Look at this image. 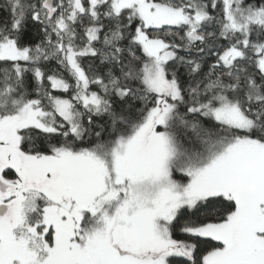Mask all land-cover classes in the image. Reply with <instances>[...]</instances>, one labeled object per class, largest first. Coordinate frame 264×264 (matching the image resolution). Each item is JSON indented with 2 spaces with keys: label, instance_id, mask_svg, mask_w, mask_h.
I'll return each mask as SVG.
<instances>
[{
  "label": "trees",
  "instance_id": "1",
  "mask_svg": "<svg viewBox=\"0 0 264 264\" xmlns=\"http://www.w3.org/2000/svg\"><path fill=\"white\" fill-rule=\"evenodd\" d=\"M55 1L62 6L49 20L43 8L45 0H0V43L11 40L29 52L28 59H0V117L35 102L46 113L42 119L53 128L19 130V150L25 155L55 157L61 151H91L112 163L148 123L162 117L164 121L153 130L166 139L165 167L172 173L207 165L240 138L264 142V72L259 66L262 24L256 23L248 32L229 30L224 0H154L190 17L203 6L207 17L192 32L184 24L145 28L131 9L115 13L110 0L98 3L94 12L85 0L86 9L76 13L72 0ZM242 3L252 9L264 8V0ZM138 28L150 39L164 43L159 59L149 56L135 40ZM91 32L96 36L91 37ZM192 33L196 36L191 37ZM235 47L242 55L224 60L225 53ZM70 50L87 76V89L67 62ZM54 80L68 87H54ZM81 91L98 96L101 105L83 106ZM66 100L78 119L76 127L55 108V101ZM227 105L239 107L253 127L245 130L217 121L212 111ZM3 175L8 180L17 178L11 169ZM236 175L244 178L225 185L230 198L212 195L194 207L179 209L170 225L169 244L155 260L214 264L210 254L218 252L223 257L224 245L186 230L227 220L237 209L239 198L264 183H251L250 170ZM34 218L28 226L40 221V217ZM120 218H115L116 223ZM121 247L131 251L127 244Z\"/></svg>",
  "mask_w": 264,
  "mask_h": 264
},
{
  "label": "rangeland",
  "instance_id": "2",
  "mask_svg": "<svg viewBox=\"0 0 264 264\" xmlns=\"http://www.w3.org/2000/svg\"><path fill=\"white\" fill-rule=\"evenodd\" d=\"M104 1L89 0L90 10L94 12V7ZM110 1L115 13L131 9L145 28L184 24L192 32L207 17L203 6L190 17L154 0ZM84 2L72 0L75 13L86 9ZM224 4L229 30L248 32L256 23L264 27V8L245 7L242 0H224ZM59 6L60 2L55 8ZM138 29L135 40L149 56L159 59L165 51L164 43ZM90 36H96V32ZM260 48L259 66L264 72V44ZM28 54L11 40L0 43V59H28ZM241 55L235 47L223 57L231 61ZM67 62L87 89V76L72 50L67 53ZM54 87L66 90L68 86L54 80ZM79 98L83 106L101 105V99L92 93L81 91ZM70 106L67 100L55 101L59 114L76 127L78 119ZM19 110L0 117V178L7 169L17 174L16 180H5L11 185L10 192L6 196L0 193V202L9 198L11 207L0 220V264H128L124 263L127 258L133 264H151L154 255L169 244L170 225L180 208L194 207L212 195L230 198L225 185L243 179V175H236L241 170H250L251 183L264 180V142L247 138L229 143L207 165L187 173L173 171L175 175L165 167L166 139L153 130L164 117L148 123L112 163L91 151L28 156L19 150V130L53 128L42 119L46 113L35 102L25 103ZM212 112L217 121L232 127L250 130L254 125L235 105L217 107ZM40 207H44L41 213ZM116 211L122 216L119 224ZM33 216L40 221L28 226ZM227 218L186 231L224 245V258L218 252L209 255L214 264H264V183L242 195L237 209ZM112 239L130 246V253L114 255L103 249Z\"/></svg>",
  "mask_w": 264,
  "mask_h": 264
},
{
  "label": "water",
  "instance_id": "3",
  "mask_svg": "<svg viewBox=\"0 0 264 264\" xmlns=\"http://www.w3.org/2000/svg\"><path fill=\"white\" fill-rule=\"evenodd\" d=\"M45 1L46 2L44 3L43 8L46 10L49 20H52L58 14L59 11L55 8V1L54 0H45ZM195 36H196V34L192 33L191 37H195ZM173 90H174V88L172 89V91ZM8 189H9V185L0 179V192L2 194H5ZM8 209H9L8 206L0 205V217L7 214ZM118 253L121 255H124V256L128 254V253L121 252L120 250ZM115 255H117V253ZM157 255L158 254H156L154 256H157ZM159 260H160V258L157 260L154 259L151 264L159 263Z\"/></svg>",
  "mask_w": 264,
  "mask_h": 264
},
{
  "label": "flooded vegetation",
  "instance_id": "4",
  "mask_svg": "<svg viewBox=\"0 0 264 264\" xmlns=\"http://www.w3.org/2000/svg\"><path fill=\"white\" fill-rule=\"evenodd\" d=\"M168 91V90H167ZM168 93V92H167ZM5 173V172H4ZM3 173V174H4ZM2 181H4V182H6L5 180H7L8 181V179L6 178V177H1L0 178ZM7 183V182H6ZM8 185H9V189L7 190V192L5 193V194H2L3 196H6L9 192H10V190H11V185L9 184V183H7ZM1 193V192H0ZM2 200V199H1ZM8 200H9V198H6V200H2L1 202H0V205H6V206H8L9 207V209H8V211H7V213L10 211V204L8 203ZM7 216V214H5L4 216H2V217H0V220L1 219H4L5 217ZM116 218V217H115ZM118 218V217H117ZM118 221V220H117ZM24 237H29V236H27V235H25V234H22ZM112 243H107V244H105V246H103V249H106V251H109V252H113L114 253V255L117 253V255H119V250L121 251V252H124V249H122V247H121V245H118L117 243L116 244H114L113 242H114V240L112 239V241H111ZM126 253H130V251L127 249V251H125ZM124 252V253H125ZM124 263H128V264H133L130 260H129V258H127V260L124 262Z\"/></svg>",
  "mask_w": 264,
  "mask_h": 264
}]
</instances>
